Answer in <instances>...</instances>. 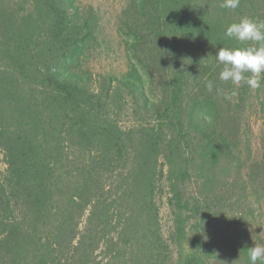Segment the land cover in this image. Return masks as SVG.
<instances>
[{
  "label": "trees",
  "instance_id": "16d2710c",
  "mask_svg": "<svg viewBox=\"0 0 264 264\" xmlns=\"http://www.w3.org/2000/svg\"><path fill=\"white\" fill-rule=\"evenodd\" d=\"M221 3L127 0L117 73L89 66L103 47L92 5L0 0V264H250L264 130L256 150L246 134L264 75L225 83L214 56L245 46L225 30L264 20V0Z\"/></svg>",
  "mask_w": 264,
  "mask_h": 264
},
{
  "label": "clouds",
  "instance_id": "9594fccd",
  "mask_svg": "<svg viewBox=\"0 0 264 264\" xmlns=\"http://www.w3.org/2000/svg\"><path fill=\"white\" fill-rule=\"evenodd\" d=\"M239 5L240 0H222L220 6L235 10ZM224 35L245 46L217 49L214 57L222 65L219 80L253 90L260 88L264 75V20L242 17L238 22L230 24ZM205 87L212 92L215 82L208 80ZM247 251L250 264H264V244H256Z\"/></svg>",
  "mask_w": 264,
  "mask_h": 264
},
{
  "label": "rangeland",
  "instance_id": "374dc122",
  "mask_svg": "<svg viewBox=\"0 0 264 264\" xmlns=\"http://www.w3.org/2000/svg\"><path fill=\"white\" fill-rule=\"evenodd\" d=\"M75 1L85 5H92L99 12L101 18L103 47L98 52L99 54L91 60L89 64L91 69L94 72L114 71L121 73L125 71L129 66V55L127 49L122 44L121 36L117 33V19L127 0ZM147 79L149 78L147 77ZM146 89L151 97H157L154 90L150 89L148 84ZM257 111V113L252 111L250 119L251 125L249 127L247 126L246 134L249 144H252L255 150L261 145L264 130V113L259 110ZM161 215L164 231L168 234L171 229L172 219L171 211L165 204L162 206Z\"/></svg>",
  "mask_w": 264,
  "mask_h": 264
}]
</instances>
